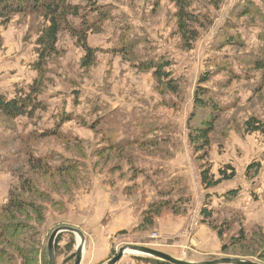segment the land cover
Here are the masks:
<instances>
[{"label": "rangeland", "instance_id": "obj_1", "mask_svg": "<svg viewBox=\"0 0 264 264\" xmlns=\"http://www.w3.org/2000/svg\"><path fill=\"white\" fill-rule=\"evenodd\" d=\"M188 1L187 23L197 30V36L187 46L178 28L174 0H73L90 8L95 3L106 12L98 28L89 32V45L98 49L95 65L89 70L81 67L84 50L77 39L63 32L58 42L60 53L46 60L45 89L38 97L47 105L45 112L37 111L32 121H12L0 112V210L13 191L22 201L43 209L39 215L26 209L16 221L0 213V234H4L0 237V264H26L21 258L24 253L28 264H50L48 243L56 229L76 228L85 236L84 230L93 233L97 228L95 207L99 202L102 209L107 206L106 198L115 205L144 203V210L149 199H159L158 191L172 192L166 199L184 195L190 199L192 229L198 224L194 235L202 227L206 196L212 197L215 207L221 200L223 208L226 202L220 198L240 189L226 207L238 212V217L221 219L232 221L231 235L239 233L240 225L249 237L255 238L258 230L264 234V135L250 134L245 127L250 117L264 119V73L247 65L263 58L264 0ZM43 23L38 16H18L8 25H0V97L14 98L19 90L33 85L38 76L33 68L39 61L36 41ZM231 37L234 43L228 42ZM122 50L123 54L117 53ZM166 63L164 71L175 83V91L159 85L150 67ZM206 73H211L209 80L200 84ZM200 86L208 91L204 100L216 99L229 109L214 124L206 159L194 151L188 137ZM63 113L72 118L59 130V136L42 137L56 129L57 118ZM197 113L191 125L194 128L214 116L211 108ZM103 136L111 137L121 149L107 148ZM135 141L138 145L132 146ZM150 143L154 146H148ZM28 152L51 158L54 167L72 162L79 170L67 175L32 172L24 156ZM132 160L133 170L127 163ZM252 164L260 167L247 174ZM205 165L211 166L216 176L231 166L236 177L205 191L200 182ZM29 180L31 188L29 183L23 184ZM132 186L136 189L131 193L127 189ZM184 216L166 211L153 228L138 226L117 233L113 240L120 245L110 260L126 245L159 250L164 238L161 226ZM107 223V219L100 221L101 226ZM206 228L218 244L212 241L209 247L214 252L218 249L219 255L205 261L231 257L264 264L258 256H236L232 249L226 254L222 246L231 247V235L222 240ZM59 237L56 264H75L79 237L68 232ZM71 241L75 243L72 253L68 250ZM257 249L254 244L240 248L253 253Z\"/></svg>", "mask_w": 264, "mask_h": 264}, {"label": "trees", "instance_id": "obj_2", "mask_svg": "<svg viewBox=\"0 0 264 264\" xmlns=\"http://www.w3.org/2000/svg\"><path fill=\"white\" fill-rule=\"evenodd\" d=\"M91 2V0H86ZM174 3L178 9V13L176 18L179 20V31L182 38L185 41V45L187 46L190 42L196 39L197 30L193 27H190L191 24H188L187 21L190 19V13L188 12V8H190V4L188 0H174ZM92 8L74 4L73 0H0V25H8L14 18L22 17V16H34L40 17L44 20V23L39 32L37 44V52L39 54V61L33 64L34 70L38 73L37 78L34 80L33 85L28 90H19L14 98L6 99L0 97V112L1 115L7 119H11L12 121L18 120L21 118H26L27 120H35V115L37 111H44L47 109L46 103L44 104L42 101L38 100L39 95L44 92V73L46 60L51 58L54 55H58V42L60 35L65 32L69 34L73 38L77 39V43L84 50L85 56L82 58L81 67L84 70H89L92 68L97 61V53L98 49L91 47L88 43L89 32L97 29L100 20L105 19V11L98 9L96 4H92ZM95 10V11H93ZM96 15H94L95 13ZM94 13V14H93ZM80 21V24L77 25L76 22ZM236 40L234 38H229L228 42L234 43ZM124 50V49H123ZM118 51L117 53L123 54L124 51ZM263 56L262 59H254V61H248L247 65L252 67L255 71H261L264 73V48L262 52H260ZM169 63L158 65H150L152 69H154V75L158 80L159 85L162 83L166 88L171 91H175V83L170 81L168 78V74L164 71L166 66ZM211 73H206L205 76H202L200 79V84L206 83L209 80V76ZM165 82H163V80ZM208 94L207 89L200 86L199 89L196 90L195 93V108L194 114L190 116L188 124L190 125V129H192L188 135L191 146L197 154H201L199 157L206 159L207 152L212 146V136L214 132V124L220 120L223 112L229 110L224 104H221L218 100H204L203 97H206ZM213 109L214 116L209 119V121H204L199 127H193L192 122L198 116L197 110L204 109ZM199 112V111H198ZM59 115L57 118L55 128L53 131H46V133L41 136L46 137H57L59 136V130L65 123L70 122L71 118L69 115ZM95 127V125H91ZM246 132L260 133L264 135V119H258L256 117H250L246 123ZM96 128V127H95ZM109 139V138H108ZM106 138L102 139V142L106 144L105 146L111 148L113 150L121 149L115 143L114 140L110 137V140ZM133 145H138L135 141ZM148 146H154L152 143L148 144ZM111 150V151H113ZM205 154V155H202ZM27 157V165L31 167L32 172L39 173L43 172H54L59 175H67L71 172L77 173L78 166L73 165L72 162H67L64 165H59L54 167L51 164L52 159L49 157H39L33 156L32 153H25ZM135 160V159H134ZM130 169H134V161L127 162ZM260 164H252L247 169V174L251 173L254 170H258ZM231 170V172H229ZM143 176V171L140 172ZM236 177V172L234 168L231 166H226V168L219 171V176H216L213 173L211 166L203 167L200 182L205 191L214 190L219 184L222 182L233 180ZM27 180V179H26ZM29 186L31 185V180L25 181L23 184ZM23 185V186H24ZM31 188V186H30ZM129 189V190H128ZM127 191L131 193L136 189V187L132 186L128 188ZM23 191V189H22ZM240 189L230 191V195L224 197V201L226 202L225 207H215L212 202V197L207 195L205 201L203 203V208L201 210V226H209L213 229L218 237L224 240L225 236L231 235V226L229 225L232 221L222 220L221 218L225 216H231L236 218L238 216L234 209L226 208L231 205L232 202L230 200L234 199ZM172 192H160L158 191L159 199L157 201H153L149 204L147 209L142 210V205L137 203V210L142 212L143 221L140 225L141 229L148 230L149 228H153L156 220L162 216V214L166 211H170L173 215L176 216H184L188 214V209L190 206V199L184 195V197H177L176 199H166L167 195H171ZM228 199V200H226ZM141 203V202H140ZM221 206V205H220ZM26 209H31L37 215L41 214L43 209L40 206H37L35 203H29L26 201H22L20 198L16 196V192H11L9 203L0 210L2 215L11 216L13 220H18L20 218V214L26 211ZM235 214V215H234ZM28 218V217H27ZM40 219V218H39ZM222 222V223H221ZM222 224L220 227L218 224ZM241 229L238 234H232L230 237L231 247H227L226 243H223L222 251L226 254L230 252V250H234V254L236 256H240L244 254L245 257L248 256H258V259L264 261V234L261 230H258L259 234L255 236V238L249 237L246 229L243 225H240ZM2 228H0V233L2 232ZM9 234H6V238ZM4 234H0V237H3ZM11 236V235H10ZM61 237H58L56 243V250L59 244ZM250 243V244H249ZM254 244L255 247H258L256 253L253 252H243L240 248H245L246 245ZM20 246V244H19ZM75 247L74 241L69 243V252L72 253ZM20 250L21 246H20ZM74 255V254H73ZM23 261L28 264L30 262L29 257L22 255L21 257ZM139 261H143L145 263L152 264H170L167 262H163L154 258L145 257V256H136Z\"/></svg>", "mask_w": 264, "mask_h": 264}, {"label": "crops", "instance_id": "obj_3", "mask_svg": "<svg viewBox=\"0 0 264 264\" xmlns=\"http://www.w3.org/2000/svg\"><path fill=\"white\" fill-rule=\"evenodd\" d=\"M220 199L224 200V197ZM148 201V206L151 203ZM107 202L105 209H102L100 202L95 207L96 216L94 225L96 230L91 233L89 230H84L86 236V247L82 264H106L110 260V254L114 250H118L119 243L113 239L119 233L127 232L130 228L138 227L142 224V212L137 210V206L133 202H124L122 205L110 204L108 198L104 200ZM217 201V200H215ZM219 204L222 205L221 200ZM220 205H218L220 207ZM189 214L184 217L174 218L173 221L162 225L160 230L164 238L158 244L157 248L162 252L169 253L176 258L185 259L188 261L201 262L210 256L219 255L218 249L209 247V242L215 243L212 238V233L202 226L196 234L193 235L191 219ZM107 219V224L101 226L100 221ZM158 231V230H157ZM125 232L123 234H125ZM118 233V234H117ZM127 235V234H126ZM215 247V246H214ZM184 250V251H181ZM217 250V251H216ZM130 253V252H129ZM183 256V257H182ZM189 257V258H187ZM119 264H152L139 261L136 256H126Z\"/></svg>", "mask_w": 264, "mask_h": 264}, {"label": "water", "instance_id": "obj_4", "mask_svg": "<svg viewBox=\"0 0 264 264\" xmlns=\"http://www.w3.org/2000/svg\"><path fill=\"white\" fill-rule=\"evenodd\" d=\"M68 232L73 233L79 237L78 242V248L76 252V258H75V264H82L83 257H84V251H85V236L84 234L76 228L71 227H65V228H59L56 229L49 240L48 243V254L50 259V264H56V243L59 235L61 233ZM129 252L138 254L140 256L150 257L154 258L163 262H167L170 264H259L253 261L241 259V258H231V257H225L222 259L212 260V261H201V262H194V261H188L184 259H179L176 257H173L165 252L155 250L146 246L141 245H126L122 247L117 255L110 260L107 264H119L124 257L129 254Z\"/></svg>", "mask_w": 264, "mask_h": 264}, {"label": "built area", "instance_id": "obj_5", "mask_svg": "<svg viewBox=\"0 0 264 264\" xmlns=\"http://www.w3.org/2000/svg\"><path fill=\"white\" fill-rule=\"evenodd\" d=\"M197 225H198V224H195V225L193 226V229H194V228H196V227H197Z\"/></svg>", "mask_w": 264, "mask_h": 264}]
</instances>
